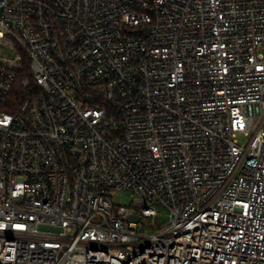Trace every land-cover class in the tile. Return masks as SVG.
Returning a JSON list of instances; mask_svg holds the SVG:
<instances>
[{"label": "built area", "instance_id": "2783aa9c", "mask_svg": "<svg viewBox=\"0 0 264 264\" xmlns=\"http://www.w3.org/2000/svg\"><path fill=\"white\" fill-rule=\"evenodd\" d=\"M0 264H264V0H0Z\"/></svg>", "mask_w": 264, "mask_h": 264}, {"label": "rangeland", "instance_id": "374dc122", "mask_svg": "<svg viewBox=\"0 0 264 264\" xmlns=\"http://www.w3.org/2000/svg\"><path fill=\"white\" fill-rule=\"evenodd\" d=\"M247 140L245 138H240L239 143L240 145H245ZM115 201L121 205L127 206L130 209L134 208V205L138 202H140V199L138 196L132 194V193H118L115 195ZM160 217L157 220V224L160 226L167 222V213L163 208H159ZM144 224L153 226L152 220H144Z\"/></svg>", "mask_w": 264, "mask_h": 264}]
</instances>
